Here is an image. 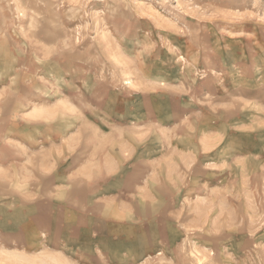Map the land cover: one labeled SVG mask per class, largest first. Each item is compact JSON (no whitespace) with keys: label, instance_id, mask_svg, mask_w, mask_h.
<instances>
[{"label":"rangeland","instance_id":"obj_1","mask_svg":"<svg viewBox=\"0 0 264 264\" xmlns=\"http://www.w3.org/2000/svg\"><path fill=\"white\" fill-rule=\"evenodd\" d=\"M214 79L225 80L233 96L254 101L260 118L251 140L259 145L247 151L264 159V0H0V152L11 148L6 138L64 129L73 135L71 151L93 149L87 124L100 121L102 135L109 132L123 100L137 103L134 111L142 103L153 115V99L189 100ZM251 118H243L250 127ZM148 125L139 140L149 132L152 145L164 143L155 118ZM109 142L103 135L102 148ZM241 164L231 165L227 177L234 183L216 202L194 209L186 200L179 215L171 208L162 216L167 201L154 199L156 216L146 219L151 205L138 191L139 225L172 230L180 240L138 264H264V171L254 160L245 161L247 169ZM11 172L0 170V264H106L84 260L83 246L38 248L36 240L17 239V229L4 226L5 215L25 190ZM175 173L171 167L169 176ZM166 186L179 194L176 184ZM245 236L258 239L243 253L237 240Z\"/></svg>","mask_w":264,"mask_h":264},{"label":"crops","instance_id":"obj_2","mask_svg":"<svg viewBox=\"0 0 264 264\" xmlns=\"http://www.w3.org/2000/svg\"><path fill=\"white\" fill-rule=\"evenodd\" d=\"M217 79L204 80L202 92L193 93L189 100L178 96L153 99L157 101L153 115L144 104L134 111L135 102L123 100L114 120L110 118V131L103 132L110 140L104 149L100 121L87 124L93 129V149L71 151L73 135L65 129L57 134L6 138L11 148L1 149L0 170L17 172L25 191L16 210L5 215L4 226L17 229L21 241L36 240L38 248L83 246V259L91 263L138 264L151 252L175 246L180 241L176 232L155 231L150 222L145 229L139 225L138 191L144 195L139 200L151 205H144L150 208L143 214L146 219L156 216L155 204L150 203L154 199L156 204L160 199L167 201L161 204L168 210L162 216H170L171 208H178L179 215L181 209L185 213L186 200L194 209L202 202H216L217 193L234 183V177H227L232 175V164L242 163L241 168L247 169L245 161L254 160L264 171V159L256 151H247L250 145H259L251 140L260 118L255 116L259 111L254 110V101L233 96L225 80L217 84ZM244 116H253L251 127ZM152 117L155 134L164 142L157 146L150 143L149 132L145 140L138 138L148 130ZM171 167L176 173L170 177ZM171 183L179 187L176 197L166 186ZM31 185L36 189L30 192ZM168 199L177 204L171 205ZM92 215L105 221L96 224ZM257 239L245 236L237 243L246 253Z\"/></svg>","mask_w":264,"mask_h":264}]
</instances>
